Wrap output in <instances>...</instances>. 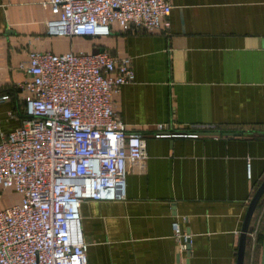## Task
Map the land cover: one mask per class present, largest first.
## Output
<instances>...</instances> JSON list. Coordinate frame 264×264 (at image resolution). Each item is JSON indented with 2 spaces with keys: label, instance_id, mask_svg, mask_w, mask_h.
Returning <instances> with one entry per match:
<instances>
[{
  "label": "crops",
  "instance_id": "0c3cea01",
  "mask_svg": "<svg viewBox=\"0 0 264 264\" xmlns=\"http://www.w3.org/2000/svg\"><path fill=\"white\" fill-rule=\"evenodd\" d=\"M44 1L0 0V96L24 78L18 65L30 50L128 57L133 80L112 95V110L145 142V158L125 163L123 199L79 205L86 264H235L264 177V0H168L157 31L111 24L100 38L48 34ZM8 94L0 137L24 118L20 93ZM257 204L248 224L257 223V242L246 240L242 264H259L264 192ZM172 221L189 239L178 254Z\"/></svg>",
  "mask_w": 264,
  "mask_h": 264
},
{
  "label": "built area",
  "instance_id": "2783aa9c",
  "mask_svg": "<svg viewBox=\"0 0 264 264\" xmlns=\"http://www.w3.org/2000/svg\"><path fill=\"white\" fill-rule=\"evenodd\" d=\"M42 5L54 16L45 22L48 34L90 38L109 35L111 24L123 32L157 31L171 7L168 0H45ZM18 68L24 78L15 89L25 116L0 137V188H11L18 201L0 209V264H86L80 203L123 199L125 163L145 158L142 135L126 133L112 110V95L133 80L130 59L104 51L30 50ZM6 98L1 95L0 101ZM171 229L178 254L188 234L176 221ZM257 235L256 223L246 232L250 247Z\"/></svg>",
  "mask_w": 264,
  "mask_h": 264
},
{
  "label": "water",
  "instance_id": "95a60500",
  "mask_svg": "<svg viewBox=\"0 0 264 264\" xmlns=\"http://www.w3.org/2000/svg\"><path fill=\"white\" fill-rule=\"evenodd\" d=\"M224 135L231 136L233 133L227 132L223 133ZM264 192V177L260 181L259 185L256 187L254 193L252 194L250 200L247 203V206L245 208L240 229L238 233V242H237V248H236V259L235 264H242L243 254H244V246L246 242V232L248 230V224L250 221V218L252 216V213L254 211V208L256 207L262 193ZM188 241L185 245V249H188ZM259 264H264V228L261 234V245H260V256H259Z\"/></svg>",
  "mask_w": 264,
  "mask_h": 264
},
{
  "label": "rangeland",
  "instance_id": "374dc122",
  "mask_svg": "<svg viewBox=\"0 0 264 264\" xmlns=\"http://www.w3.org/2000/svg\"><path fill=\"white\" fill-rule=\"evenodd\" d=\"M72 51L75 52V50H72ZM92 52H96V50H94ZM17 201H18L17 194L11 188H7L4 191V200H3L4 203L2 202L3 205L0 207V209L5 207V206L16 203Z\"/></svg>",
  "mask_w": 264,
  "mask_h": 264
},
{
  "label": "trees",
  "instance_id": "16d2710c",
  "mask_svg": "<svg viewBox=\"0 0 264 264\" xmlns=\"http://www.w3.org/2000/svg\"><path fill=\"white\" fill-rule=\"evenodd\" d=\"M9 91H14V93L15 92H17V91H15V89L14 88H11V89H7L6 91H5V94H3L4 96H6V97H8V93H9ZM2 92H4V90H0V93H2ZM23 104V103H22ZM25 116V113H24V108H23V113H22V117H24ZM256 206H258V204L256 205ZM256 208V207H255ZM260 240H261V236H260Z\"/></svg>",
  "mask_w": 264,
  "mask_h": 264
}]
</instances>
